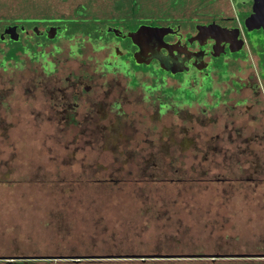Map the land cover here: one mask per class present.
Instances as JSON below:
<instances>
[{
	"label": "flooded vegetation",
	"instance_id": "af4514ba",
	"mask_svg": "<svg viewBox=\"0 0 264 264\" xmlns=\"http://www.w3.org/2000/svg\"><path fill=\"white\" fill-rule=\"evenodd\" d=\"M73 163L136 197L65 264H264V0H0V203Z\"/></svg>",
	"mask_w": 264,
	"mask_h": 264
},
{
	"label": "rangeland",
	"instance_id": "374dc122",
	"mask_svg": "<svg viewBox=\"0 0 264 264\" xmlns=\"http://www.w3.org/2000/svg\"><path fill=\"white\" fill-rule=\"evenodd\" d=\"M88 155L90 154L88 153ZM98 162V165H102L104 160L100 158ZM73 164L74 167L71 170L68 168L67 172L72 174L77 172L85 184L83 187L89 189L84 190L85 193L79 195L76 191L77 185L73 183L67 185V194H63L55 188L41 203L42 205L40 204V207L45 208L44 205L47 204L46 207H53L54 211L55 209L59 210L60 203H62L61 198L66 197L67 202L73 205L70 207L72 212L81 213L85 218L80 219L77 223L71 219L73 214L71 213L72 216L69 214L70 217L64 226L67 233L66 240L74 242L75 236L80 235L78 236V239L82 240L80 246L84 248L94 247V252L99 249L100 252L105 253L104 249L108 250L106 246L115 247L116 250L128 248L129 243L127 241L130 239H126L125 242L123 235L126 227L116 221V217L122 219L124 213L127 214L131 207L134 208L130 199L136 196L127 191L129 188L127 185L123 189L118 184L112 183L109 172L97 167L95 170H79L76 168V164ZM62 171L64 170L62 169ZM90 203L92 205H89ZM35 207L38 206L35 205ZM132 240L137 241L138 239L132 238Z\"/></svg>",
	"mask_w": 264,
	"mask_h": 264
},
{
	"label": "crops",
	"instance_id": "0c3cea01",
	"mask_svg": "<svg viewBox=\"0 0 264 264\" xmlns=\"http://www.w3.org/2000/svg\"><path fill=\"white\" fill-rule=\"evenodd\" d=\"M37 174L32 183L24 180L14 185L17 196L13 197L16 199H12L9 205L5 202L0 203V251L7 255L23 254L36 257L6 258V262L0 264H65L61 256L67 252V233L64 228L66 221L61 215V203L59 210L55 209V211L53 207H46L47 204L44 205L46 209L40 207L51 192V189L47 188V183L43 200H34L31 205L27 197L25 199L21 197V193L27 190L28 185L36 188L37 192V186L43 184L38 179V175L42 177V173ZM61 186L58 183L57 187ZM29 197L33 198L32 195ZM96 252H100L99 249ZM51 256H54L53 259Z\"/></svg>",
	"mask_w": 264,
	"mask_h": 264
}]
</instances>
